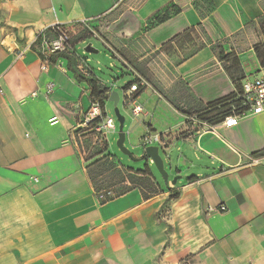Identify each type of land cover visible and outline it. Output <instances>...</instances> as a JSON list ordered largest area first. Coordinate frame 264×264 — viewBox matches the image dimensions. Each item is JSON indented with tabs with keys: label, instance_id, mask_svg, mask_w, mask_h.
Returning a JSON list of instances; mask_svg holds the SVG:
<instances>
[{
	"label": "crops",
	"instance_id": "0c3cea01",
	"mask_svg": "<svg viewBox=\"0 0 264 264\" xmlns=\"http://www.w3.org/2000/svg\"><path fill=\"white\" fill-rule=\"evenodd\" d=\"M211 1L215 10L202 20L195 0H0V264H264V155L254 156L264 150V112L214 126L186 123L174 102L186 110L192 99L211 103L234 86L209 46L184 61L178 51L161 52L202 24L208 42L239 60L243 81L264 76L255 51L264 45V0ZM171 5L181 12L148 27ZM101 20H111L108 41H132L154 56L150 84L136 95L142 112L127 130L138 143L160 134L159 152L171 158L164 187L150 171L159 192L148 199L138 188L115 195L120 185L95 191L91 163L102 148L95 139L84 146L88 132L78 127L90 90L67 59L83 78L92 71L79 72L74 50L42 70L30 50L46 28Z\"/></svg>",
	"mask_w": 264,
	"mask_h": 264
},
{
	"label": "trees",
	"instance_id": "16d2710c",
	"mask_svg": "<svg viewBox=\"0 0 264 264\" xmlns=\"http://www.w3.org/2000/svg\"><path fill=\"white\" fill-rule=\"evenodd\" d=\"M193 8L199 18L202 20L209 17L215 10V6L211 0H195L193 3ZM181 12L180 8L176 6H168L162 11L155 13L151 19V24L148 27L157 26L165 23L166 21L170 20L172 17L178 15ZM79 31L77 34L72 36L71 44L74 48V45L87 37H92V33L90 32L88 26L79 25ZM94 29V28H93ZM260 29L264 35V18L260 21ZM79 35V36H78ZM39 35H37V39ZM78 38L75 42L74 39ZM179 40H186V43H191V51L187 52L181 57V60L184 61L201 49L209 46L213 54L216 58L223 64V69L227 73L228 77L232 81L234 86V92L226 97H223L219 100H216L211 103H201L192 99L194 102L193 107H189L186 110L181 109L180 107L174 105V108L181 113L186 118L193 117L198 122L205 123L209 126H214L216 124L221 123L224 121L225 117L229 115H244L248 109L242 106L241 100V85L242 81L245 78L239 60L235 57L234 54H226L224 53L222 47L219 44H211L208 42L207 34L204 30L202 24L197 25L196 27L189 28L185 30L183 33L173 37L170 41L165 43L161 47V52H164L167 48H172L173 45L178 42ZM257 58L259 60L260 66L264 69V45L258 46L256 48ZM51 57L49 62L52 61ZM67 69L71 72L73 78L79 83H86L90 90V98L92 102H97L102 110H104V103L107 100L108 93H110V88L107 86H103L100 84L99 80L95 78L93 73L89 74L87 78H83L80 76L73 65L75 63L73 60L67 59ZM74 63V64H72ZM137 80L134 79L125 90H127L131 85L136 83ZM139 93V92H138ZM137 93V94H138ZM191 98V97H190ZM190 105V104H189ZM186 123H189L188 121ZM107 150V145L105 148L96 154L99 155V160L93 161L91 166H93L91 179L93 181V186L95 191H99L100 188L109 187L103 186L104 182H97L98 179H102L107 175L109 177L112 176L111 169H120L125 175L126 178L124 181L120 182V184H113L114 185H124L125 188H118L115 190L114 194L118 195L125 191H128L132 188H138L141 190L143 197L145 199L150 198L151 196L155 195L159 192L158 187L155 183V180L146 165L144 170L134 171L129 168H123L118 162H116L115 157L112 155H104V152ZM260 155H264V150L261 153L255 154V157ZM105 161H108L111 165L110 168H104L106 164ZM114 165V166H112ZM95 174V175H94ZM127 184H126V183ZM176 195L173 196L171 199H175Z\"/></svg>",
	"mask_w": 264,
	"mask_h": 264
},
{
	"label": "rangeland",
	"instance_id": "374dc122",
	"mask_svg": "<svg viewBox=\"0 0 264 264\" xmlns=\"http://www.w3.org/2000/svg\"><path fill=\"white\" fill-rule=\"evenodd\" d=\"M111 20H101L96 23L93 31L97 34L98 38L87 37L82 41L76 43L74 45V53L77 57L81 58L88 69H90L100 82L104 85L109 86L115 91L119 96V101L117 104V110L119 116L124 118V127L123 131L127 132L129 127L132 125L134 120V116L132 115L131 108L124 104L123 99V91L126 87L137 78L143 80L147 85L150 84V76H149V61L153 58V55H146L149 53L148 48L144 50L145 52L134 50L132 41H123L124 47L116 46L110 41L107 40L106 30L110 26ZM79 31L78 28L75 29V32ZM79 36V35H78ZM78 38L74 39L75 42ZM99 39V40H98ZM113 44V45H112ZM191 43H186V40H179L176 42L172 48H167L164 52L166 55L173 56L178 51L180 54H184L191 51ZM90 47L92 52H88L87 48ZM182 57V56H181ZM142 58V61H138ZM180 60V58H179ZM124 61V63H123ZM177 97L180 99H185L187 97V91L183 87L177 88ZM168 97V96H167ZM143 99H141L142 103ZM174 105L178 106L175 102ZM105 114L107 118L113 120L115 131L104 133L107 137V150L104 152V155H112L119 161L121 166L131 168L135 171L144 170L147 163L145 161H133L127 156H125L116 146L117 140V130H118V122L116 119V115L114 112V107L111 102L104 103ZM85 139L83 141V145L86 147H91L93 145V138L90 134L84 136ZM134 144H131V141ZM136 137H127L124 146L129 149L133 154V157H139V150L134 148L135 145H138ZM103 150L105 146L99 145ZM96 145L94 146V148ZM137 159V158H136ZM94 161L99 160V155L93 158ZM110 162L105 161L104 168H110L111 165L108 164ZM114 166V165H112ZM149 169L155 176V178L159 181L160 186L164 187V182L162 176L157 172L153 164H149ZM165 172L168 174L169 166L165 164L164 166ZM112 176L108 175L102 179H98L97 182H104L103 186H110L113 184H120V182L124 181L126 175L120 169H111ZM95 175V174H94ZM126 183V182H125ZM127 184V183H126ZM119 188H125L122 185Z\"/></svg>",
	"mask_w": 264,
	"mask_h": 264
},
{
	"label": "built area",
	"instance_id": "2783aa9c",
	"mask_svg": "<svg viewBox=\"0 0 264 264\" xmlns=\"http://www.w3.org/2000/svg\"><path fill=\"white\" fill-rule=\"evenodd\" d=\"M79 25L88 26L92 37L98 38L97 34L93 31V25L91 21L82 22L71 26H52L39 32V38L37 36L30 46V50L34 52L41 60L42 70H45L50 64L49 59L54 56L64 55L69 56L73 52V46L71 44V38L76 34L75 28H79ZM24 50L17 53V59H20L24 55ZM82 61L77 62V69L80 73L86 75V67ZM137 82L131 85L127 90L123 91L124 104L131 108L132 115L137 117L141 114L142 110L139 105L136 104V95L139 91L148 88V85L140 78L136 79ZM53 85L49 84L46 88V93H50ZM35 95V94H33ZM241 100L242 106L247 108L248 111L245 114H258L264 112V76L254 80H244L241 85ZM244 114V115H245ZM243 116V115H241ZM238 115H229L225 117L224 121H229L241 117ZM49 124L55 123V118L49 119ZM188 122L198 123L197 126L207 124L199 123L195 118L190 117ZM79 129L83 132H88L96 142L100 145H107V137L104 133L114 132L115 126L113 120L107 118L105 110H102L97 102H92L89 110L84 115L82 121L79 124ZM140 144L144 147L156 146L158 149L165 148V142L160 134L147 133L140 140ZM251 162L254 159L249 158ZM224 212L225 207L220 206L218 208L206 206L205 212ZM182 264H187L183 262Z\"/></svg>",
	"mask_w": 264,
	"mask_h": 264
},
{
	"label": "water",
	"instance_id": "95a60500",
	"mask_svg": "<svg viewBox=\"0 0 264 264\" xmlns=\"http://www.w3.org/2000/svg\"><path fill=\"white\" fill-rule=\"evenodd\" d=\"M88 52H92L91 49L87 48ZM119 101V96L116 92L111 91L108 94L107 102H111L114 107V112L116 115V119L118 122V130H117V140H116V146L117 148L128 158H130L133 161H145L146 163L150 161L157 172L162 176V178L167 182V173L165 172L164 165L165 163L170 165L171 158L167 154H163L162 152H159L158 147L156 146H148L144 147L140 143L138 145H135L134 148L139 150V158L133 159V154L131 151L124 146V142L127 137H129V132H124V118L119 116L118 110H117V104ZM176 179H174L171 184H175Z\"/></svg>",
	"mask_w": 264,
	"mask_h": 264
}]
</instances>
